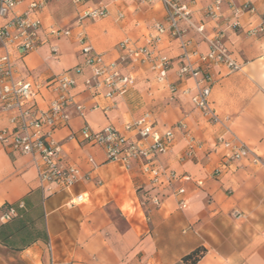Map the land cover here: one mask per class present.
<instances>
[{
	"label": "crops",
	"instance_id": "obj_1",
	"mask_svg": "<svg viewBox=\"0 0 264 264\" xmlns=\"http://www.w3.org/2000/svg\"><path fill=\"white\" fill-rule=\"evenodd\" d=\"M192 2V25L203 26L206 37L223 29L224 46L240 66L237 72L224 67L210 70L215 76L209 95L211 107L229 133L245 143L259 162L240 160L219 176L211 175L227 154L216 145V139L229 135L191 104L194 82H178L175 76L180 65L179 42L163 36L154 48L157 56L166 57L171 64L165 82L156 83L155 74L146 66H136L131 70L133 86L112 100L92 99L81 86L71 91L75 101L84 106L83 115L70 110L66 126L54 137L67 162L82 174L91 172L93 181L43 194L31 158L0 144V217L8 207L16 209L14 218L0 221V264H189L182 258L196 249L203 252L195 264H264V0H228L223 4L225 16L230 15V8L241 9L244 3L254 10L239 14L240 27L235 30L204 17L210 0ZM98 6L105 8L106 18L79 22L81 12ZM37 18L42 37L49 28L70 30L72 37L44 38L37 50L16 60L17 77L31 81L47 80L82 63L79 44L73 38L77 26L81 25L86 44L110 62L118 59L117 44L123 40L146 47L153 24H164V10L160 3L141 4L138 0H48ZM179 26L191 48L207 52V43L199 34L183 23ZM251 30L256 34L251 35ZM51 46L57 49L55 56L50 54ZM83 76H88L86 70ZM168 84L177 86L172 102L167 96ZM184 89L190 91L188 96L181 94ZM51 97L49 91L42 90L35 103L45 108ZM94 105L98 110L90 111ZM112 105L115 108L103 112ZM145 113L159 130L183 122L197 143L192 156L180 161L187 142L176 133L172 150L154 158L161 173L155 182L135 165L127 170L107 163L100 148L67 140L85 125L93 131L107 125L122 129ZM6 126L0 113V130ZM88 157L92 163L87 162ZM170 172L177 177L189 175L192 181L172 180ZM96 180L100 185H95ZM135 188L142 189L144 198L137 197ZM178 188L184 189L182 196L176 195ZM76 196L82 197L81 202L69 207L68 202ZM154 197L158 205L153 203ZM180 200L184 209L178 207ZM19 203L23 208H18ZM233 211L242 217L233 218Z\"/></svg>",
	"mask_w": 264,
	"mask_h": 264
},
{
	"label": "built area",
	"instance_id": "obj_2",
	"mask_svg": "<svg viewBox=\"0 0 264 264\" xmlns=\"http://www.w3.org/2000/svg\"><path fill=\"white\" fill-rule=\"evenodd\" d=\"M81 1L76 0V3ZM138 1L141 4L160 3L164 10V24H153V34L146 47H135L129 40H123L117 44L120 54L118 59L105 62L101 54L86 44L84 31L79 25L73 38L79 44L82 63L47 80L31 81L17 77L16 60L37 50L44 43V38L59 36L71 38V31L49 28L43 37L40 35L41 23L37 17L46 7L48 0H0V113L5 116L7 122V126L0 130V144L12 153L31 158L39 189L43 194L64 192L80 181H93L91 172L82 174L78 167L67 162L62 145L54 137L60 127L66 126L70 118V110L79 117L83 115L85 108L82 103L75 101L71 91L81 86L83 92L89 93L92 99L100 96L112 100L133 86L134 76L131 70L136 66H146L155 74L156 83L165 82L171 64L166 57L157 56L154 48L163 36L179 42L180 65L175 76L178 82L189 79L194 82V94L189 97L191 104L210 123L221 126L229 135L227 139L224 137L216 139V145L227 150V154L211 175L219 176L234 162L240 160L249 159L252 163L259 162L258 156L245 143L229 133L225 123L209 102L210 90L215 82V76L210 70L216 67H224L229 72L240 70V66L231 59L224 46V30L219 28L211 37H206L203 34V26L194 27L190 19L192 0ZM227 2L228 0H210L203 15L206 19L220 21L226 29H238L239 14L244 10L253 13L254 10L244 3L241 9L230 8V15L225 16L222 6ZM106 17L105 8L98 6L81 12L79 22ZM180 23L202 37L208 46L206 53L201 54L191 48V41L184 39L185 31L179 26ZM256 32L251 30L249 33L254 35ZM56 53V47L51 46L50 54L55 56ZM84 70L88 72L86 77L83 76ZM80 78H82L81 82H79ZM42 90L52 94L45 108H39L35 103ZM166 90L168 100L172 102L177 93V86L168 84ZM189 93L188 89L181 90L182 95L188 96ZM113 108L115 105L103 109V112ZM97 110L98 107L95 105L90 107V111ZM176 133L182 134L187 142L185 153L180 158V161H183L192 156L197 146L186 125L177 122L159 130L154 119L147 113L125 124L122 129L107 125L101 130L93 131L85 125L72 133L67 140H75L82 146L100 148L107 163L119 164L127 170L135 165L143 175H150L151 181L155 182L161 173L154 163V158L158 155H166L172 150ZM87 162L92 163L93 159L88 157ZM169 178L182 182L192 181L189 175L177 177L174 172L169 173ZM95 185H100V181L96 180ZM195 185L202 186L201 182H195ZM183 194V188L176 190V195ZM81 199V196H76L67 205L75 206L81 202ZM153 203L159 204L156 197ZM178 207L184 209L186 206L180 200ZM18 208H23V204L19 203ZM15 216L16 209L10 206L0 217V221L5 223ZM231 216L235 219L242 217L237 211H233Z\"/></svg>",
	"mask_w": 264,
	"mask_h": 264
},
{
	"label": "trees",
	"instance_id": "obj_3",
	"mask_svg": "<svg viewBox=\"0 0 264 264\" xmlns=\"http://www.w3.org/2000/svg\"><path fill=\"white\" fill-rule=\"evenodd\" d=\"M202 252H203V250L196 249L195 251H193L189 255L183 257L182 260L184 262H188L189 264H195L198 261Z\"/></svg>",
	"mask_w": 264,
	"mask_h": 264
},
{
	"label": "rangeland",
	"instance_id": "obj_4",
	"mask_svg": "<svg viewBox=\"0 0 264 264\" xmlns=\"http://www.w3.org/2000/svg\"><path fill=\"white\" fill-rule=\"evenodd\" d=\"M135 193H136L138 198H144V196H143L144 193L142 192V189L135 188Z\"/></svg>",
	"mask_w": 264,
	"mask_h": 264
}]
</instances>
